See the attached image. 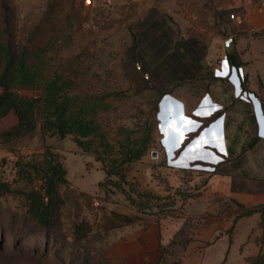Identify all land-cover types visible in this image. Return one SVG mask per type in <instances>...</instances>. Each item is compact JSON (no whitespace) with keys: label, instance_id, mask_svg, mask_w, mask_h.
I'll return each mask as SVG.
<instances>
[{"label":"rangeland","instance_id":"obj_1","mask_svg":"<svg viewBox=\"0 0 264 264\" xmlns=\"http://www.w3.org/2000/svg\"><path fill=\"white\" fill-rule=\"evenodd\" d=\"M7 1L19 44L25 45L36 32V49L45 48L40 60L48 61L51 73L71 75L77 82L75 92L91 97L131 88L127 99H107L110 109L99 116L114 146L108 153L99 147L107 161L121 157L118 143L126 135L142 136L165 94L206 86L205 68L195 81L169 84L163 81L165 73H140L142 64L134 65L128 52L133 33H152L157 22L166 24L164 33L172 45L198 36L208 47L211 25L201 31L192 16L197 10L206 20L213 6L220 7L219 0L210 9L207 0H182L188 23L183 29L159 3L145 15H133L126 10L129 0H91L89 7L87 0ZM18 93L37 96L41 90ZM17 123L14 112L0 119V264H190V246L202 220L193 212L210 177L167 167L158 145V124L146 155L124 166L125 177L120 179L107 177L108 166L94 152H83L73 135L44 136L38 128L22 137L3 136ZM45 160H59L72 181L58 186L60 225L52 229H42L30 209L32 191L44 196L41 174L35 169L47 168ZM83 222L88 231L79 239L75 228ZM175 228V241L169 244L167 234ZM215 262L207 253L205 264Z\"/></svg>","mask_w":264,"mask_h":264},{"label":"crops","instance_id":"obj_2","mask_svg":"<svg viewBox=\"0 0 264 264\" xmlns=\"http://www.w3.org/2000/svg\"><path fill=\"white\" fill-rule=\"evenodd\" d=\"M158 3L181 29L188 27L182 0H129L126 10L145 15ZM219 3L206 20L197 10L192 16L201 31L213 26L203 59L206 86L163 96L158 145L167 167L210 177L193 212L202 220L189 263L205 264L208 253L215 264H264V0ZM222 11L238 19L217 20ZM225 53L236 55L239 66L223 61ZM176 234L177 228L168 232L169 244Z\"/></svg>","mask_w":264,"mask_h":264},{"label":"trees","instance_id":"obj_3","mask_svg":"<svg viewBox=\"0 0 264 264\" xmlns=\"http://www.w3.org/2000/svg\"><path fill=\"white\" fill-rule=\"evenodd\" d=\"M48 9L52 14L54 4L51 3ZM232 14L230 11L217 12L216 19L224 20L226 17L231 19ZM165 27V23L157 22L152 26V33L150 31L133 33V46L128 52L130 61L134 65L142 64L140 73L147 71H152L154 74L165 73L162 76L165 83L182 84L197 80L204 69L203 58L206 56L207 47L198 36L189 39L180 38L172 45L167 40ZM35 38L36 32H33L25 45L19 44L12 22V9L7 0H0V119L12 112L18 117V123L13 130L5 132L3 136L22 137L38 128L44 136L58 135L60 138H65L73 135L76 144L83 152H94L97 155H95L96 159L108 166L107 177L115 175L124 179L121 169L141 160L154 141L158 124L156 120L158 102L155 105L154 119L151 123H145L142 136L133 139L126 135L118 143L121 157L110 158L107 161L108 158L100 154L99 147L108 153L114 149V146L109 141L99 116L110 109L107 99H127L129 98L127 91L131 88L127 91L91 97L75 92L77 82L71 75L51 73L48 70V61L40 60L45 48L41 46L37 50L34 45ZM229 60L233 65L239 66L236 55H230ZM133 82L136 83V80ZM39 89L41 94L37 96L18 93L19 90ZM94 142L99 144L92 148ZM45 161L47 168L35 170L38 172L37 175L41 174L42 189L48 201H45L39 191H32L29 194L30 209L42 229H52L60 225L61 201L58 186L67 183V171L59 160ZM163 165H165L164 161ZM87 231L84 222L75 228L79 239L83 238V234ZM174 241L175 239L171 243Z\"/></svg>","mask_w":264,"mask_h":264},{"label":"built area","instance_id":"obj_4","mask_svg":"<svg viewBox=\"0 0 264 264\" xmlns=\"http://www.w3.org/2000/svg\"><path fill=\"white\" fill-rule=\"evenodd\" d=\"M230 18L232 19V20H236V19H238L236 16H235V14H232L231 16H230ZM222 60L223 61H228L229 60V56H228V54H224L223 56H222ZM138 68H139V70L141 69L139 66H138ZM147 78V77H146ZM96 205H99L98 204V202H96Z\"/></svg>","mask_w":264,"mask_h":264},{"label":"water","instance_id":"obj_5","mask_svg":"<svg viewBox=\"0 0 264 264\" xmlns=\"http://www.w3.org/2000/svg\"><path fill=\"white\" fill-rule=\"evenodd\" d=\"M232 44H233V40L232 39L228 40V42L226 44V50H227L228 54L232 53V50H231Z\"/></svg>","mask_w":264,"mask_h":264},{"label":"bare ground","instance_id":"obj_6","mask_svg":"<svg viewBox=\"0 0 264 264\" xmlns=\"http://www.w3.org/2000/svg\"><path fill=\"white\" fill-rule=\"evenodd\" d=\"M91 5V0L86 1V7H89Z\"/></svg>","mask_w":264,"mask_h":264}]
</instances>
